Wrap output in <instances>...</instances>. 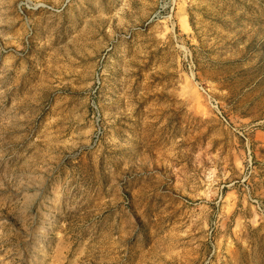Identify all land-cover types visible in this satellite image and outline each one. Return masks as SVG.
<instances>
[{
  "label": "rangeland",
  "instance_id": "obj_1",
  "mask_svg": "<svg viewBox=\"0 0 264 264\" xmlns=\"http://www.w3.org/2000/svg\"><path fill=\"white\" fill-rule=\"evenodd\" d=\"M0 264H264V0H0Z\"/></svg>",
  "mask_w": 264,
  "mask_h": 264
}]
</instances>
